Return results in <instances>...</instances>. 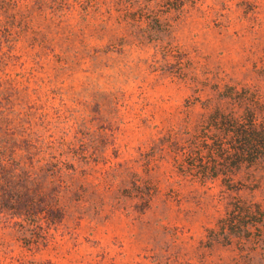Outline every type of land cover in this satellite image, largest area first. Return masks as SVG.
<instances>
[{"label":"rangeland","instance_id":"374dc122","mask_svg":"<svg viewBox=\"0 0 264 264\" xmlns=\"http://www.w3.org/2000/svg\"><path fill=\"white\" fill-rule=\"evenodd\" d=\"M0 264H264V0H0Z\"/></svg>","mask_w":264,"mask_h":264}]
</instances>
